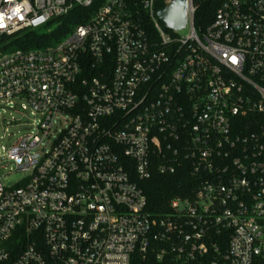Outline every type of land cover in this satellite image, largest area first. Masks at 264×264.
Returning a JSON list of instances; mask_svg holds the SVG:
<instances>
[{
  "label": "built area",
  "instance_id": "built-area-1",
  "mask_svg": "<svg viewBox=\"0 0 264 264\" xmlns=\"http://www.w3.org/2000/svg\"><path fill=\"white\" fill-rule=\"evenodd\" d=\"M173 1L186 37L158 18ZM13 42L0 122H32L0 148L24 173L0 180V264H264V0H0ZM177 175L189 192L150 211L139 184Z\"/></svg>",
  "mask_w": 264,
  "mask_h": 264
},
{
  "label": "rangeland",
  "instance_id": "rangeland-1",
  "mask_svg": "<svg viewBox=\"0 0 264 264\" xmlns=\"http://www.w3.org/2000/svg\"><path fill=\"white\" fill-rule=\"evenodd\" d=\"M59 23L57 21L52 22L48 26L41 27L34 31V35L36 38L32 39V44L30 49H41L44 50L46 48H50L55 46L58 42H61L63 38L56 39L53 33L56 31L57 27L56 24ZM77 23H72L68 25L70 30H72ZM53 31V33L51 32ZM190 33L189 28H184L178 32V35L181 37H186ZM19 37V36H18ZM24 38V37H21ZM25 39V38H24ZM20 49V43L13 42L3 49H1V54L10 53L12 51ZM5 120H10L13 118L20 124L12 125V126H3L2 122H0V148L5 147L8 148L12 144H14L17 140L25 136L27 133L30 132L27 123H31V118L29 117L28 113H21V112H7L3 115ZM0 150V155H1ZM24 173L18 171L16 165L8 161L6 159L0 158V180L1 183L6 186H14L22 177Z\"/></svg>",
  "mask_w": 264,
  "mask_h": 264
},
{
  "label": "trees",
  "instance_id": "trees-1",
  "mask_svg": "<svg viewBox=\"0 0 264 264\" xmlns=\"http://www.w3.org/2000/svg\"><path fill=\"white\" fill-rule=\"evenodd\" d=\"M215 8L216 5L213 3H204L196 13L195 24H201L205 18L206 21L209 22ZM61 21L63 22L61 27L53 33L56 39L62 38L67 30H69L68 25L75 22L71 18L61 19ZM185 181H187L186 175L169 177L155 176L151 180L139 184L147 199V208L155 214L161 213L162 211L164 212L171 199L189 192L190 185L186 184Z\"/></svg>",
  "mask_w": 264,
  "mask_h": 264
},
{
  "label": "water",
  "instance_id": "water-1",
  "mask_svg": "<svg viewBox=\"0 0 264 264\" xmlns=\"http://www.w3.org/2000/svg\"><path fill=\"white\" fill-rule=\"evenodd\" d=\"M185 1H173L158 13V18L168 29H182L186 24Z\"/></svg>",
  "mask_w": 264,
  "mask_h": 264
}]
</instances>
